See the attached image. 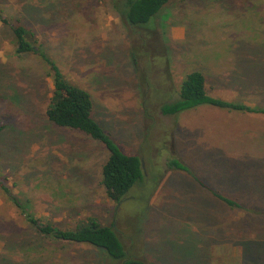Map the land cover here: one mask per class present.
Returning <instances> with one entry per match:
<instances>
[{
  "label": "rangeland",
  "instance_id": "1",
  "mask_svg": "<svg viewBox=\"0 0 264 264\" xmlns=\"http://www.w3.org/2000/svg\"><path fill=\"white\" fill-rule=\"evenodd\" d=\"M0 14V176L37 217L62 228L95 218L147 264H264V151L243 144L254 138L252 120L264 132V117L236 119L210 105L160 111L193 71L220 99L264 109L247 76L264 66V0H174L144 29L125 26L112 0H0ZM16 25L92 95L94 118L119 147L141 157L144 182L121 203L101 182L104 147L48 121L52 80L15 54ZM222 66L245 76L216 81ZM173 158L189 172L170 170ZM0 264L114 263L88 245L40 236L0 191Z\"/></svg>",
  "mask_w": 264,
  "mask_h": 264
},
{
  "label": "trees",
  "instance_id": "2",
  "mask_svg": "<svg viewBox=\"0 0 264 264\" xmlns=\"http://www.w3.org/2000/svg\"><path fill=\"white\" fill-rule=\"evenodd\" d=\"M174 0H112L113 8L122 23L128 28L144 29ZM0 20L6 22L0 14ZM15 54L39 62L52 80L53 93L46 116L50 123L72 131H78L101 144L108 153L102 168V185L107 197L114 203H121L129 192L145 179L141 157L126 154L93 116L94 101L84 88L73 84L62 72L39 42L36 34L23 25L11 27ZM135 70L139 73L138 66ZM210 105L224 110L264 114V109H253L241 103H234L212 97L206 89V77L200 71L186 75L181 83L179 96L160 106L164 116H175L181 112ZM170 170L189 172L178 158L168 162ZM2 195L19 210L24 221L36 232L54 242L74 245H88L106 260L114 264H147L132 257L115 229L102 225L95 218H88L74 228H62L45 218L37 217L32 203L14 195L3 176H0ZM214 195L232 208H239L234 200Z\"/></svg>",
  "mask_w": 264,
  "mask_h": 264
},
{
  "label": "crops",
  "instance_id": "3",
  "mask_svg": "<svg viewBox=\"0 0 264 264\" xmlns=\"http://www.w3.org/2000/svg\"><path fill=\"white\" fill-rule=\"evenodd\" d=\"M222 67H224V69H221L220 71L217 69L218 71H215L214 74H212V78H215L216 81L222 82L223 84H224V82H223L224 78L229 80L233 84H238L240 81H236L237 78H243L245 76V75L244 76H239L238 75L239 73H241L240 71H237V68H239V66H222ZM259 68H260V70H258ZM247 76L252 80V82L255 81L254 84H256V93H258L259 95H264V85L257 84L259 82L264 83V66H256L255 71L253 73H248ZM207 85H208V79L206 77V89H207ZM208 94L211 95L212 97L220 98L217 95H214V94L210 93L209 91H208ZM221 99H222V97H221ZM222 100H225V101H228V102H234V103H241V104H243V105H245L247 107L253 108V109H259L260 108V107H257L256 104H251L248 100L247 101H244V100L240 101V100L228 99V98H223ZM222 110H224V109H222ZM227 111L230 112V113H234L232 115V117H234L236 119H245L244 118L245 114L257 115V116L264 117V114H261V113H248V112L229 111V110H227ZM238 116H240V117H238ZM262 122H263L262 120H259L258 125H256L254 123V121L252 120L251 123H250L251 126H254L253 127L254 130L251 131V133L253 134L254 138H253V140L248 141L247 140V135H246L245 141L243 143L246 146H248L247 148L250 149V150H257V151L260 152V150L262 149L264 151V141L263 142L258 141L259 138H261L263 133H264V132H262V128H263ZM255 129H258L259 132L258 133H253V132H256ZM230 150L233 151L232 148ZM221 196H223V195H221ZM226 198H227V196H226Z\"/></svg>",
  "mask_w": 264,
  "mask_h": 264
}]
</instances>
